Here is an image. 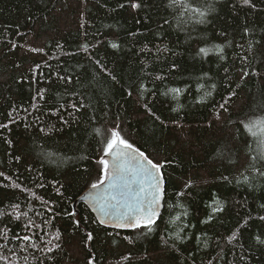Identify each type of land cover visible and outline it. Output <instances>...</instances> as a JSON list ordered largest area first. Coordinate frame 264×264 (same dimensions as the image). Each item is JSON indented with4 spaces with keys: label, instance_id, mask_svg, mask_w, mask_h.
<instances>
[{
    "label": "trees",
    "instance_id": "16d2710c",
    "mask_svg": "<svg viewBox=\"0 0 264 264\" xmlns=\"http://www.w3.org/2000/svg\"><path fill=\"white\" fill-rule=\"evenodd\" d=\"M249 118L264 121V0H0V208L60 233L52 252L28 249L31 264H264V122L254 139L238 131ZM112 128L161 166L152 232L78 202Z\"/></svg>",
    "mask_w": 264,
    "mask_h": 264
},
{
    "label": "snow or ice",
    "instance_id": "6c2138e0",
    "mask_svg": "<svg viewBox=\"0 0 264 264\" xmlns=\"http://www.w3.org/2000/svg\"><path fill=\"white\" fill-rule=\"evenodd\" d=\"M181 2V0H170V6L177 5ZM244 5H249L250 0H242ZM140 5L137 3H132V8H138ZM195 11V9H193ZM199 15L201 17L204 16L203 12H200ZM112 48H116L117 45L115 43L111 44ZM86 50V46H85ZM208 49H200V52L207 54ZM217 51H222L220 46H217ZM223 59V57H221ZM243 75H247L244 73ZM157 79H161V77H157ZM214 87V86H213ZM182 89H169V92L175 93L176 95L173 99L178 98L179 93ZM40 95V94H38ZM167 95V93H165ZM207 96H210L211 93L207 92ZM40 99H44L43 95H40ZM203 99V98H202ZM83 105H81L82 107ZM33 108H36L37 105L33 104ZM63 107V105H62ZM74 110L79 111V108L76 107L75 104L71 106ZM220 108L224 111H227V108L224 104L220 105ZM176 111V109H173ZM11 116V113H9ZM258 122H264L260 118L257 120H253L251 118L247 120H241L239 122L240 129L243 132L249 134L254 139L257 137V132L254 130L256 124ZM7 124H0V128H7ZM118 127V126H117ZM51 131V128L48 129ZM41 131H44L41 129ZM98 133H101L100 129L96 130ZM102 136V149L101 156L97 161V165L100 168L101 176L97 180V182L92 183L90 185L91 188L95 189L102 185L105 181V178H108L109 174V160L106 157H112V179L115 180L121 171L122 158H127L130 161H136L138 171L142 172L145 176H150L152 178L153 183L150 185L153 189L151 199L145 205L142 202L137 203L135 206H129V212L125 213L123 219L127 222L125 224H117V227H130L133 229L142 228L147 232L153 231V226L156 225L157 219L159 217V209L161 207V201L166 196V190L163 186L164 181L162 175H160V165L158 163H154L143 151H140L137 148L128 142L127 139L123 138L119 131L116 128H112L110 130H105L101 133ZM262 146V151H260L254 159H259L264 161V140L259 141ZM250 147V145H249ZM130 150V151H129ZM19 159V158H17ZM143 161L144 163H141ZM102 166V167H100ZM155 172V174H153ZM261 175H264V172H261ZM0 177H3L4 180H10L9 176H6L4 172L0 171ZM38 187H44V185L38 184ZM0 187H8V185L0 184ZM13 189H18L21 192H29L30 196L33 199L41 200L42 204L46 206L45 210L48 212H52L50 207H47L48 201H43L41 197L37 196L34 192H31L30 189L21 188L19 183L13 182L11 184ZM59 192V190H57ZM177 195H182V193H177ZM264 207V205H262ZM10 209V211L8 210ZM219 210V209H217ZM28 211H33L32 207H29ZM186 214V213H185ZM37 215L42 216L43 213H37ZM10 217V220L7 219ZM23 218H27V223H22V232H14L9 224L15 221H22ZM178 219V217H177ZM264 219V217H261ZM175 222V221H173ZM0 223L4 224V227L0 228V240L4 241V243H0V264H19L20 261H23V264H31L29 260V256L31 253L28 252V249L31 248L33 250H39L42 253L52 252L54 249L59 248V244L54 243V241H58L60 239V233L57 231L55 233L45 232V236L50 237L45 240L44 237L39 236L38 232L33 231L34 229H39L41 227L40 224H37L34 220L28 217V212L21 211V206L19 203H10L5 205L4 208H0ZM44 224H52V218H46L43 220ZM31 233V234H28ZM34 237L36 239H34ZM37 239L43 242L44 247L40 246V243H37ZM88 239H92V235H88ZM127 239V237H125ZM176 239H180L179 234H177ZM234 239H236V233L234 232L232 236L228 237V242L231 243ZM258 243L264 244V240H259L257 238ZM12 242H18L19 248L9 247L8 245ZM51 245V247H49ZM18 252L24 255H18ZM7 253V254H6ZM33 259H36L33 257ZM243 259V257H241ZM43 264V261H41ZM89 264H92V261H89Z\"/></svg>",
    "mask_w": 264,
    "mask_h": 264
},
{
    "label": "water",
    "instance_id": "95a60500",
    "mask_svg": "<svg viewBox=\"0 0 264 264\" xmlns=\"http://www.w3.org/2000/svg\"><path fill=\"white\" fill-rule=\"evenodd\" d=\"M111 175L98 188H90L79 198L78 202L85 203L95 218L103 225L121 230L130 227H117V224L127 223L123 216L129 212V206L137 203L147 204L151 199L153 183L150 176L138 171L136 161L122 158V168L119 176L112 179V157L108 156ZM141 163H144L141 161ZM155 174V172H153ZM161 175V174H160ZM163 200L159 209L162 211Z\"/></svg>",
    "mask_w": 264,
    "mask_h": 264
},
{
    "label": "rangeland",
    "instance_id": "374dc122",
    "mask_svg": "<svg viewBox=\"0 0 264 264\" xmlns=\"http://www.w3.org/2000/svg\"><path fill=\"white\" fill-rule=\"evenodd\" d=\"M130 151V150H129ZM111 156V155H110ZM110 175H111V169H110V166H109V174H108V178L110 177ZM107 178H105V180H106ZM105 182V181H104Z\"/></svg>",
    "mask_w": 264,
    "mask_h": 264
}]
</instances>
